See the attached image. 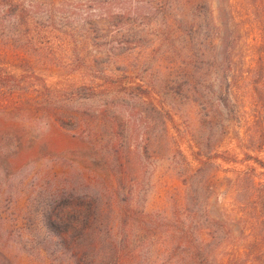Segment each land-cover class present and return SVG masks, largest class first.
I'll use <instances>...</instances> for the list:
<instances>
[{
    "label": "rangeland",
    "instance_id": "obj_1",
    "mask_svg": "<svg viewBox=\"0 0 264 264\" xmlns=\"http://www.w3.org/2000/svg\"><path fill=\"white\" fill-rule=\"evenodd\" d=\"M19 1L48 5L36 20L51 34L31 44L0 34L1 59L74 93L57 105L75 115L69 132L87 137L95 110L109 109L130 177L119 182L118 164L101 166L94 152L82 164L43 151L16 165L24 137L9 138L0 147V264H75L44 221L66 192L97 201L90 264L113 263L108 235L121 228L131 253L123 264H264V168L253 161L264 163V0L228 2L230 67L217 47L218 0ZM118 80L110 91L90 90ZM120 83L140 84L151 99ZM27 87L17 98L34 110L18 116L36 141L48 117L33 105L36 85ZM122 212L137 216L123 225ZM218 216L235 218L245 235L230 236Z\"/></svg>",
    "mask_w": 264,
    "mask_h": 264
},
{
    "label": "trees",
    "instance_id": "obj_2",
    "mask_svg": "<svg viewBox=\"0 0 264 264\" xmlns=\"http://www.w3.org/2000/svg\"><path fill=\"white\" fill-rule=\"evenodd\" d=\"M218 1L220 7L218 10L219 21L216 24V31L220 36L217 47L220 48L221 63L225 62V64L230 67L233 49L235 47L234 34L236 33V25L234 20L230 17L229 10H227V4L230 0ZM41 6L44 8L48 5H26L19 0H0V34H24L27 38L26 41L28 40L27 44L33 43L34 35L51 34L45 32L42 24H39L36 20V18L40 16L39 8ZM51 9H48L47 12L44 13V16L51 21L52 25ZM53 11L55 12V10ZM102 13L105 16L106 10H103ZM6 55L7 54H5V56ZM1 56L2 54H0V147L5 142L9 141V138L18 140L17 137L13 138V136L22 135L24 137L22 141L18 140L21 146L14 154L15 161H13V164L17 165L24 163L29 157L32 158L35 154L37 155V152L40 154L41 152L43 153V151L51 154L63 153L66 155H75V159L80 160L77 161L78 164H82L87 163L89 161L88 155L92 156V152H94V161H99L101 166H109L111 164L110 161L118 164L120 169L119 182H123L130 177V173H127L125 168L128 162L126 160L125 153L127 152L125 144L122 142L123 135H118L116 132L114 133L117 125L114 122L115 119H107V115L110 111L109 109L102 107L101 110H95L96 116L92 117V123L90 124L93 126V132H90L91 134L87 135V137L71 132L73 130L69 132L65 128L70 127L72 129L74 121H76L74 120L75 115L61 114L63 111L57 105L62 101L61 98L67 101L73 99L74 93L72 94V92H70L67 94L65 90H62L60 93V89L57 90L56 87L47 85V82L38 74L27 69L25 63L11 62V64L6 65L4 60L1 59ZM215 63H217L216 60ZM72 72L73 70H71L70 73ZM66 83L69 82L66 81ZM118 83L119 80L114 81L113 84L108 82L107 84L104 83L93 87L90 90L99 89L103 92H107L110 91L107 86H115ZM35 85L36 89L33 90L35 93V102L33 105L38 107L37 111L48 117V122L46 132L40 136V139L33 141L29 139L27 134L28 129L22 124V116L20 117L26 110L29 111L33 108L30 101L27 100L30 105L24 104L17 97H22L21 93H23L25 88H28L27 86ZM119 85L121 87L123 84L120 83ZM123 86L134 94L136 93V97L141 99L142 102L151 99L150 95L144 91L140 84H124ZM74 89L76 90V88H71L70 91ZM32 97L33 96H31L30 99H32ZM18 114L20 115L18 116ZM100 129L104 130L102 135L94 131ZM92 133H95V135ZM92 135H94V137ZM131 136L133 138L132 140L135 141L133 133H131ZM127 150L129 152L130 147H128ZM11 157L12 156H9L8 159ZM253 161H255L260 168H264V163L262 161L257 159H253ZM98 212V205L95 198H82L66 192L58 197L54 206H52L45 215L44 221L47 231L58 241L61 249L74 260L75 264H90V258L96 256V254L92 256L87 247H89L88 243L92 245L96 243V239L99 238V236H97L99 230H97L96 226L99 216ZM129 214L130 212L121 213L123 225L127 224L130 216H137L135 213L130 216ZM139 216L140 215H138V218ZM218 217L220 221H222L226 233L228 232L230 236L237 235L241 238L245 235L244 230L240 227L239 222L236 221L235 218L231 217L226 219L223 216ZM108 237L110 238V244L113 250L116 248L117 253L113 263L110 259V262L107 264H123V256L125 261L128 262L131 256V253L128 251L130 248V241L129 238L123 234L122 228L119 232L116 231L112 235L110 233ZM222 264L225 263L222 262Z\"/></svg>",
    "mask_w": 264,
    "mask_h": 264
}]
</instances>
